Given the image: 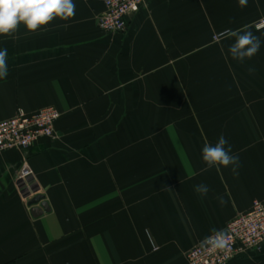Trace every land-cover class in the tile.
Masks as SVG:
<instances>
[{
  "label": "crops",
  "instance_id": "0c3cea01",
  "mask_svg": "<svg viewBox=\"0 0 264 264\" xmlns=\"http://www.w3.org/2000/svg\"><path fill=\"white\" fill-rule=\"evenodd\" d=\"M74 3L68 20L0 36V121L61 112L55 138L0 152V264H188L264 202V0H147L119 32L97 24L104 0ZM243 29L261 47L241 63L228 49ZM221 135L235 173L202 160ZM36 195L50 207L37 217ZM229 264H264V243Z\"/></svg>",
  "mask_w": 264,
  "mask_h": 264
},
{
  "label": "built area",
  "instance_id": "2783aa9c",
  "mask_svg": "<svg viewBox=\"0 0 264 264\" xmlns=\"http://www.w3.org/2000/svg\"><path fill=\"white\" fill-rule=\"evenodd\" d=\"M146 2L147 0H104L105 10L98 17L97 24L104 31H123L128 26V16L139 11ZM254 26L257 29L264 28V18L256 21ZM60 115L61 112L53 106L40 108L30 114L18 109L13 117L0 121V152L27 149L41 138H55V122ZM30 174L28 161L24 160L19 177L24 179ZM223 233L228 238L223 249L213 252L199 243L188 251V264H229L237 256L260 249L264 243V202L254 200L247 212L236 215L227 223Z\"/></svg>",
  "mask_w": 264,
  "mask_h": 264
},
{
  "label": "clouds",
  "instance_id": "9594fccd",
  "mask_svg": "<svg viewBox=\"0 0 264 264\" xmlns=\"http://www.w3.org/2000/svg\"><path fill=\"white\" fill-rule=\"evenodd\" d=\"M239 6L245 7L248 0H238ZM75 15L74 0H0V36H10L14 34L21 24L29 31L36 32L46 27L55 19L68 20ZM229 36L234 38V42L229 46L231 57L243 63L246 59H251L261 47V40L253 32L243 29L229 32ZM254 72V68L249 69ZM8 75L7 49H0V79H6ZM227 139L221 135L213 145L206 143L202 150V160L207 169L212 167L233 166L235 173L239 167L238 155L230 154V146ZM200 195H206L208 186L200 184L194 189ZM220 203L224 204L223 198ZM213 235L206 237L201 246L209 251L223 249L228 238L222 231L213 229Z\"/></svg>",
  "mask_w": 264,
  "mask_h": 264
},
{
  "label": "water",
  "instance_id": "95a60500",
  "mask_svg": "<svg viewBox=\"0 0 264 264\" xmlns=\"http://www.w3.org/2000/svg\"><path fill=\"white\" fill-rule=\"evenodd\" d=\"M39 201H41V207L32 206L31 208V213L35 217L41 215L43 211H48L50 209L48 203L44 200L43 195H36L29 201V204L33 205L38 203Z\"/></svg>",
  "mask_w": 264,
  "mask_h": 264
}]
</instances>
